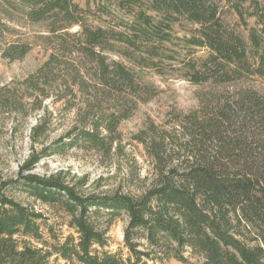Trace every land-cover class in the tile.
Returning <instances> with one entry per match:
<instances>
[{"label": "trees", "instance_id": "16d2710c", "mask_svg": "<svg viewBox=\"0 0 264 264\" xmlns=\"http://www.w3.org/2000/svg\"><path fill=\"white\" fill-rule=\"evenodd\" d=\"M103 1L128 19L92 26L75 0H0V11L44 26L40 39L56 51L24 80L0 87V120L14 117L16 128L42 113L30 129V158L16 177L0 179V264H264V94L241 84L264 82V8L251 0L260 28L246 41L208 0ZM183 19L197 26L186 46L207 50L185 64L186 80L201 87L199 105L173 113L162 130L152 123L134 136L153 163L149 186L140 194L96 193L86 178L30 173L74 149L104 156L120 149V125L157 94L142 72L158 67ZM28 53L29 46L10 45L2 56ZM48 101L63 103L74 122L37 151L52 126ZM15 193L56 209L72 233L57 235ZM123 217V247L113 251L109 233Z\"/></svg>", "mask_w": 264, "mask_h": 264}, {"label": "rangeland", "instance_id": "374dc122", "mask_svg": "<svg viewBox=\"0 0 264 264\" xmlns=\"http://www.w3.org/2000/svg\"><path fill=\"white\" fill-rule=\"evenodd\" d=\"M87 13V21L92 26L116 25L120 19H128L116 10L115 6L103 0H75ZM219 9V16L224 26L239 32L248 41L249 30L259 29L257 19L250 16L253 13L251 0H208ZM264 8V0H257ZM239 5L248 27L242 25L241 18L235 10ZM11 13V12H8ZM0 19L7 28H0V87L19 82L33 74L56 51L40 39L46 35L42 25H33L18 13L6 14L0 11ZM114 27V26H113ZM197 26L183 19L173 26L174 44L169 45L163 58L156 60L158 67L142 72V82L156 89V96L143 104L139 103L133 117L124 121L119 128L121 142L119 150L110 156H104L96 151L74 149L64 154L44 158L30 173L40 176H51L58 172L66 174L69 179L86 178L91 192L122 191L140 194L149 186L154 168L151 159L143 145L134 140V136L144 130L148 124L154 123L159 129L165 126L173 113H188L195 110L199 101L197 92L201 89L186 80L185 64L197 61L207 55V50L193 49L186 46L185 38L193 36ZM75 29L74 31H76ZM29 46V53L22 59L12 61L2 55L10 46ZM250 47V43H248ZM245 85L254 86L264 94V82L259 79H246ZM52 115V126L49 135L41 145H36L37 151L50 146L59 138L66 136L73 126V114L68 112L63 103L53 104L48 101ZM42 113L33 114L28 120L21 121L14 128V117H2L0 120V179L6 180L17 176L20 168L30 158L32 143L29 139L30 129L37 123ZM148 179V180H146ZM15 198L41 212L48 219V224L54 227L57 235L67 236L72 233L68 228L66 218L56 209L36 202L23 193H15ZM127 219L117 220L109 233L111 250L117 251L123 247V231ZM46 233V227H42ZM59 259V258H58ZM53 264H65L62 260H54ZM155 264H181L177 261H163Z\"/></svg>", "mask_w": 264, "mask_h": 264}]
</instances>
